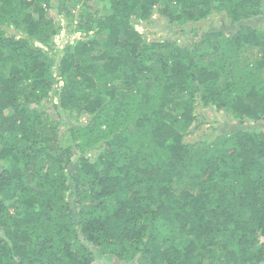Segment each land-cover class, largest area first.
I'll return each mask as SVG.
<instances>
[{
	"label": "trees",
	"instance_id": "obj_1",
	"mask_svg": "<svg viewBox=\"0 0 264 264\" xmlns=\"http://www.w3.org/2000/svg\"><path fill=\"white\" fill-rule=\"evenodd\" d=\"M55 6L82 38L57 43ZM211 11L231 28L187 26ZM154 13L192 41L146 40ZM263 17L264 0H0V264H264ZM197 106L235 124L186 141Z\"/></svg>",
	"mask_w": 264,
	"mask_h": 264
},
{
	"label": "rangeland",
	"instance_id": "obj_2",
	"mask_svg": "<svg viewBox=\"0 0 264 264\" xmlns=\"http://www.w3.org/2000/svg\"><path fill=\"white\" fill-rule=\"evenodd\" d=\"M81 3H76L74 6L69 7L72 16L76 18L77 13L85 12L83 7L80 5ZM50 14L54 17L55 21L62 25V29L60 31L59 36H56L55 40L59 44H64L66 39L72 40L73 39H80L83 37L82 33L73 32L69 35L67 34L68 30L74 28V24L76 20L72 21L71 25H66L67 19L64 18L63 9L61 6H55L50 9ZM224 11H211L205 18L200 19L195 23H188L187 26H194L197 29V33L203 32L205 30H215V29H223L229 30L231 28L230 23L228 22V18L224 17ZM256 18L249 20L251 24H257ZM264 22V17L262 19ZM261 20L259 23H262ZM136 29L142 32L145 35L146 40H157L160 37H177L178 42L180 43H187L192 41L193 36L191 34L181 35V34H174V30L168 24V21L162 18L159 14L154 13L148 24H139L135 23ZM198 34L194 36L198 38ZM52 111V110H51ZM195 112L198 114L199 124L198 126L192 130L191 132L187 133L184 137L186 141H194L198 140L200 137L205 136V134L211 133L214 129L215 134L221 133V131H226L227 129L231 128L233 124H235L234 120H230L224 114L220 112H216L210 108H202L201 106H197ZM85 117L82 116L81 120H84ZM246 124L255 126L256 124L253 121H248ZM214 136V135H213ZM211 139V138H210ZM94 264H125L113 258L112 256H102L98 257V259L94 262ZM131 264V263H128Z\"/></svg>",
	"mask_w": 264,
	"mask_h": 264
},
{
	"label": "water",
	"instance_id": "obj_3",
	"mask_svg": "<svg viewBox=\"0 0 264 264\" xmlns=\"http://www.w3.org/2000/svg\"><path fill=\"white\" fill-rule=\"evenodd\" d=\"M60 83H62V82L60 81Z\"/></svg>",
	"mask_w": 264,
	"mask_h": 264
}]
</instances>
